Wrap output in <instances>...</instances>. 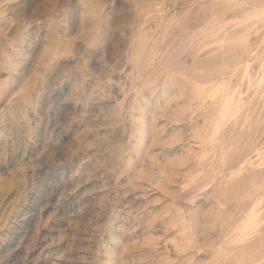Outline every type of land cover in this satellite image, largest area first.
<instances>
[{"label":"rangeland","instance_id":"374dc122","mask_svg":"<svg viewBox=\"0 0 264 264\" xmlns=\"http://www.w3.org/2000/svg\"><path fill=\"white\" fill-rule=\"evenodd\" d=\"M0 264H264V0H0Z\"/></svg>","mask_w":264,"mask_h":264}]
</instances>
